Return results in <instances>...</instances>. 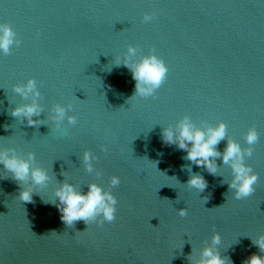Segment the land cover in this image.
Masks as SVG:
<instances>
[{"label":"water","instance_id":"obj_1","mask_svg":"<svg viewBox=\"0 0 264 264\" xmlns=\"http://www.w3.org/2000/svg\"><path fill=\"white\" fill-rule=\"evenodd\" d=\"M4 24L15 36L7 53L0 49V152L50 179L19 182L0 164V264H194L206 247L230 264L264 256L253 244L264 235V0H0ZM152 55L167 77L140 95L133 69ZM29 80L31 92L16 91ZM33 103L37 124L12 115ZM185 117L206 133L226 124L215 173L165 142L164 130L178 131ZM229 140L259 177L245 199L229 188ZM192 174L204 177L203 191L188 185ZM65 182L113 194L116 220L66 225L56 196ZM29 186L33 201L19 200Z\"/></svg>","mask_w":264,"mask_h":264},{"label":"clouds","instance_id":"obj_2","mask_svg":"<svg viewBox=\"0 0 264 264\" xmlns=\"http://www.w3.org/2000/svg\"><path fill=\"white\" fill-rule=\"evenodd\" d=\"M152 15H146L145 20L150 21ZM0 49L6 53L10 46L14 43L15 33L12 27L8 24L0 25ZM134 52V49H129ZM168 68L165 62L155 55L145 57L140 64L133 69V78L136 80V90L140 95H149L155 88H158L166 79ZM142 85H150L151 87H143ZM35 87V82L29 80L25 87H17L16 91L27 95ZM39 95V93H36ZM57 118L62 119L65 115V109L61 106L56 108ZM39 113V106L36 103L24 105L13 109L12 115L19 116L23 114L28 117V123L35 125L38 121L33 120L32 117ZM70 122L74 123V118H69ZM227 126L221 122L216 128H209L207 133L203 130L196 129L185 117L184 121L179 125L178 131L172 129H165L163 136L168 144H178L180 149L187 152L186 159L194 162L196 165L207 168L210 172L215 173L217 164L215 157L221 155L217 150V145L226 137ZM259 140V134L255 128H250L247 132L246 141L249 145H254ZM104 151H109L108 146H104ZM249 156L252 154L251 148L248 149ZM223 162L225 164L232 162V169L234 179L229 185L230 189H235L236 199H245L253 195L256 191L255 185L258 182V174L254 173L250 166L243 163L244 152L241 146L229 140L227 147L223 152ZM30 158H34L30 154ZM92 159L91 152L84 153V160L86 162ZM0 164H3L4 169L12 173L13 179L19 182H25L31 178L33 185L44 186L50 179L46 169L37 167L32 168L28 160L20 159L16 156H9L8 150L0 152ZM91 170V164H88ZM113 186L119 185L121 179L119 176H113L111 181ZM188 185L203 191L207 187V182L204 177L199 174H192L188 180ZM56 196L59 200L57 207L61 212L62 221L69 226L74 225L75 222L83 220L86 224L95 220L98 216L102 219L98 222L103 226L105 222H113L116 220L117 213V198L110 192H105L99 185L93 183L88 186L87 193L76 190V187L70 183H63L60 188L56 190ZM19 200L23 202L33 201V187H25L19 193ZM181 216L188 215L186 209H181ZM52 233H55L54 231ZM221 236L216 233L212 242L213 245L219 244ZM253 244L264 252V235L253 241ZM202 258L195 261L194 264H230V261L223 257L218 250L213 247L204 248ZM244 264H264V256L253 253L248 257Z\"/></svg>","mask_w":264,"mask_h":264}]
</instances>
